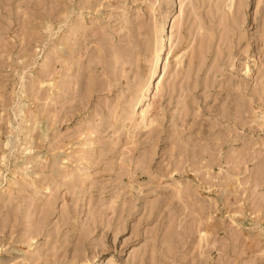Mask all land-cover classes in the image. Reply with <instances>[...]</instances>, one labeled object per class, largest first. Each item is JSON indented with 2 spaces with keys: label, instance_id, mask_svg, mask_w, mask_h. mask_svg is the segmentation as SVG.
<instances>
[{
  "label": "rangeland",
  "instance_id": "rangeland-1",
  "mask_svg": "<svg viewBox=\"0 0 264 264\" xmlns=\"http://www.w3.org/2000/svg\"><path fill=\"white\" fill-rule=\"evenodd\" d=\"M0 264H264V0H0Z\"/></svg>",
  "mask_w": 264,
  "mask_h": 264
},
{
  "label": "bare ground",
  "instance_id": "bare-ground-1",
  "mask_svg": "<svg viewBox=\"0 0 264 264\" xmlns=\"http://www.w3.org/2000/svg\"><path fill=\"white\" fill-rule=\"evenodd\" d=\"M172 28V26H171ZM174 28V27H173ZM171 30V29H170ZM163 39V38H162ZM169 40V39H168ZM165 41L166 39H163L162 40V45H160L161 47L159 48V55L163 54L166 52V47H165ZM162 63V61H160V58L157 57L155 60H154V63L152 64L153 65V77L157 78L159 77L160 75V72H158V66ZM150 81V80H149ZM148 83V82H147ZM154 87V86H153ZM150 90V89H149ZM154 90L157 92L159 90V82L156 81V84H155V87H154ZM150 93V92H149ZM154 96V95H153ZM138 103V102H137ZM141 116L144 118L146 115L145 113H143V111H141Z\"/></svg>",
  "mask_w": 264,
  "mask_h": 264
}]
</instances>
